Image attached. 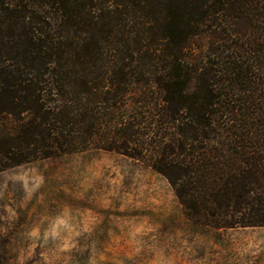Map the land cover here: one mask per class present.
<instances>
[{"label": "trees", "instance_id": "obj_1", "mask_svg": "<svg viewBox=\"0 0 264 264\" xmlns=\"http://www.w3.org/2000/svg\"><path fill=\"white\" fill-rule=\"evenodd\" d=\"M91 149L195 223L264 226V0H0V171Z\"/></svg>", "mask_w": 264, "mask_h": 264}, {"label": "rangeland", "instance_id": "obj_2", "mask_svg": "<svg viewBox=\"0 0 264 264\" xmlns=\"http://www.w3.org/2000/svg\"><path fill=\"white\" fill-rule=\"evenodd\" d=\"M145 160L91 149L0 171V264H264V226L195 223Z\"/></svg>", "mask_w": 264, "mask_h": 264}]
</instances>
